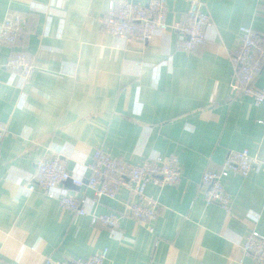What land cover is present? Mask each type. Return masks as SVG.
<instances>
[{
	"label": "crops",
	"instance_id": "crops-1",
	"mask_svg": "<svg viewBox=\"0 0 264 264\" xmlns=\"http://www.w3.org/2000/svg\"><path fill=\"white\" fill-rule=\"evenodd\" d=\"M203 1L213 23L205 44L188 54L173 29L148 42L106 32L100 18L110 0H0V24L21 11L29 32L16 44L0 43V120L11 131L0 141V264L87 258L102 248L104 264H261L241 240L251 230L264 234V105L233 89L232 54L241 26L255 29L264 45V0ZM188 8V0H167L168 24L185 19ZM19 51L42 68L29 82L7 66ZM255 85L264 86V66ZM96 148L133 164L177 156L181 181L147 188L160 202L155 221L125 219L121 237L26 190L38 161L60 156L82 182L59 192L83 199L89 212L121 210L127 190L116 200L96 198L88 185ZM245 148L259 164L247 177L223 179L230 210L207 204L203 172Z\"/></svg>",
	"mask_w": 264,
	"mask_h": 264
},
{
	"label": "built area",
	"instance_id": "built-area-1",
	"mask_svg": "<svg viewBox=\"0 0 264 264\" xmlns=\"http://www.w3.org/2000/svg\"><path fill=\"white\" fill-rule=\"evenodd\" d=\"M187 16L182 21L169 25L167 17V0H149L140 5L129 0H110L109 10L100 18L102 28L113 36L131 42L140 40L148 42L157 32L173 29L184 37L182 48L188 54L201 48L206 42V30L213 23V18L206 10L203 0H188ZM28 20L21 11L11 10L0 24V43L13 45L28 35ZM241 42L233 51L235 79L232 83L237 94L253 98L257 105H264V86L255 85L256 78L264 66V45L258 32L250 26H241ZM7 66L9 70L29 82L40 65L28 57L26 52L19 51L11 56ZM11 133L9 125L0 120V141ZM259 164V159L245 148L229 153L220 169H206L201 178L204 200L207 204H217L226 210L232 206L231 195L225 189L223 179L230 174L247 177ZM90 175L88 185L96 198H118L119 191L129 192V199L123 203L121 210L97 214L89 212L84 200L71 195L67 190L59 192V187L68 180L81 184L82 180L74 177L67 167L66 159L56 156L41 159L29 178L26 190H40L50 198L59 200L64 210L77 215H89L93 225L107 227L113 235L120 232L121 223L125 219L152 223L158 217L160 202L147 193L149 185L165 187L176 185L182 179V167L176 155L167 158L157 154L147 158L141 164H133L112 157L102 148L93 152L92 162L88 165ZM153 230V227H150ZM243 250L264 264V234L251 230L241 240ZM108 257V249L102 248L87 258L73 260L45 259L44 264H104Z\"/></svg>",
	"mask_w": 264,
	"mask_h": 264
},
{
	"label": "water",
	"instance_id": "water-1",
	"mask_svg": "<svg viewBox=\"0 0 264 264\" xmlns=\"http://www.w3.org/2000/svg\"><path fill=\"white\" fill-rule=\"evenodd\" d=\"M69 182L71 183L72 181L71 180H68L66 183H69Z\"/></svg>",
	"mask_w": 264,
	"mask_h": 264
}]
</instances>
